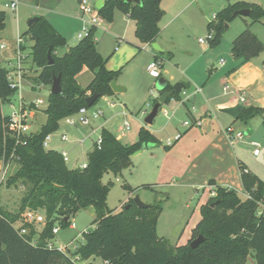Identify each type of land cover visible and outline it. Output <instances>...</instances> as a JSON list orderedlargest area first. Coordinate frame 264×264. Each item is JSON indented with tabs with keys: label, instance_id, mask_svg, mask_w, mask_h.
I'll return each mask as SVG.
<instances>
[{
	"label": "trees",
	"instance_id": "16d2710c",
	"mask_svg": "<svg viewBox=\"0 0 264 264\" xmlns=\"http://www.w3.org/2000/svg\"><path fill=\"white\" fill-rule=\"evenodd\" d=\"M161 3L162 0H142L139 5L127 0H106L99 13L103 19L112 22L114 11L121 10L135 21L140 41L151 44L161 32L160 22L165 15ZM241 9H250L248 17L253 22L264 17V9L259 4L230 3L220 11L217 22L209 24L214 27L210 47L220 45L225 25L239 17L235 12ZM6 16L0 9V32L5 29ZM96 30L93 28L88 37L62 55L58 51L67 46L66 38L45 17H38L23 35L33 42V62L39 68L34 81L51 86L54 77L61 75L62 83L61 93L50 92L44 110L46 123L38 132L23 137L24 143H18L5 128L2 103L10 100L15 91L9 86L6 69L0 67V161L15 162L18 166L8 177L7 186L22 184L26 187L16 211H5L0 207V264H78L75 257L86 261L95 256L101 257L105 264H245L252 249L256 252V262L264 264V213L260 212L264 180L246 171L244 166H240L241 180L249 197H241L233 188L217 186L215 195L202 205V218L193 228L189 242L173 246L157 232L161 205L140 208L133 198L118 212L107 205L110 182L104 183V176L118 175L129 168L131 157L143 143H160L150 130L142 127L136 143L124 144L104 128L102 147L90 152L86 168L70 169L59 151L45 149V138L60 128L61 121L87 107L89 92H97L100 98L115 94L111 82L119 76L120 70L106 67L107 61L96 48ZM49 52L54 60L52 65H49ZM263 52L264 42L250 26L232 42V55L238 66ZM85 68L95 75L87 87H82L77 76ZM172 88L167 86L169 90ZM180 96L181 93H175L168 97L167 103L172 99L179 100ZM256 116L264 119V108L248 106L244 107L238 120L247 124ZM215 202L217 204L212 207ZM90 207L96 212L95 228L84 234L83 244L71 252L48 246L49 239L55 236V219L60 218L66 226L79 211ZM26 210H43L46 216L35 243L33 239L38 231L33 224L24 225L29 229L28 234H21L14 225ZM200 235L204 241L192 248L190 242Z\"/></svg>",
	"mask_w": 264,
	"mask_h": 264
},
{
	"label": "rangeland",
	"instance_id": "374dc122",
	"mask_svg": "<svg viewBox=\"0 0 264 264\" xmlns=\"http://www.w3.org/2000/svg\"><path fill=\"white\" fill-rule=\"evenodd\" d=\"M90 1L96 4L97 0ZM191 1L181 0L177 5L171 6V0H165L163 10L166 14L163 24L167 19L177 14L181 8L189 5ZM240 1L256 3L264 9V0H197L186 8L181 17L178 16L176 18L170 29L163 31L160 40L169 45L172 53L179 58L198 55L203 52L205 45H209L210 48L211 41L206 43L199 41L200 38H205L211 30H214V27H209V24L212 21L217 22L220 11L230 3L234 4ZM79 2L80 0H21L17 12L5 9L7 14L6 25L5 29L0 32V41L11 46L16 42L19 34H27L30 28L29 23L33 18L45 17L49 12H54V15L60 21L59 25H62L63 29L59 31L58 23L54 22L57 26L52 22L51 24L63 34L67 41V46L59 49L60 55H62L67 52V48H71L80 42L78 34L82 30L83 22L80 14L77 17L78 12H80L78 8ZM37 4L41 6L46 4L51 10L44 8L40 10L36 8ZM0 7L3 8L2 6ZM214 14L217 15L216 20H214ZM49 15L50 17H45V19L50 22L52 15ZM125 15L124 12L116 9L112 22L103 19L107 29L96 30L95 35L100 41L95 42L98 52L107 61L106 67L108 69L112 67L110 70H120V74L116 78L117 84H121L120 86L126 90L115 93L113 96H104L98 99L91 108L90 113L101 108L104 114L98 119L91 118L89 126L68 127L64 122H61L60 128L52 134L47 149L56 151L67 149L70 155V160L66 163L67 166L70 169H78L82 164L88 162L89 154L95 147V141L104 128L121 137L124 144L136 143L139 140V132L142 127L150 130L160 140V143L147 146L139 154L133 155L130 167L124 169L122 173L118 175L106 174L104 176L103 182L106 184L110 182L107 205L109 209L118 212L129 199H134L136 196H139L148 205H161L162 212L157 225L158 235L173 246L186 244L192 236L193 228L202 218L201 207L211 197H209L210 192L208 190L204 192L201 181L195 179L192 175L189 176L182 167L175 168L176 162L186 161L182 152H177V149L173 151L177 145L165 148L168 138L175 136L179 132L176 122L179 118L183 119L182 113L177 112V115L175 114L169 120L164 115L163 110H160L153 124L149 125L145 121L154 107L155 100L160 96V91L157 87L158 79L149 75L147 71L148 63L153 59V53L162 55L167 63L170 53L158 52L152 45H148L149 43L141 42L136 35L135 22L132 20L128 22ZM77 18L78 20L76 21L80 22L79 27H76V24L72 21ZM68 20L71 21L68 22ZM244 20L252 24V28L254 27L255 30L259 29V33L264 39V17L259 22H253L248 16L237 17L232 21V24L227 23L225 25L220 45L211 47L214 49L222 46V52L216 58L218 66L221 60L228 61V57L231 55L230 51H232V42L242 32L238 27L244 24ZM110 23L114 25L110 27ZM227 25L231 26L226 28ZM31 45L32 42L28 40L26 52L29 53V57L27 65L31 68L28 73L32 78L29 81L27 80V87L23 93L27 98L48 100L51 86L37 84L34 81L35 77L38 76L39 68L33 62ZM125 46L133 47L137 53L135 52L128 58L129 50L125 49ZM11 52L8 49H0V66L6 64L4 60L12 54ZM109 56H111L110 59ZM258 56H264V52ZM167 64L166 69L169 67ZM237 69H231L230 74H233ZM94 75V72L85 68L78 76L80 85L87 87ZM30 82L36 84L34 91L29 90ZM88 94L91 95L90 92ZM17 100L18 95L5 101L2 104L3 112L9 114L11 112L10 103H16ZM107 101L115 102L114 107ZM178 104V100L172 99L169 103L163 104V107L172 113L174 106ZM45 107V105H42L40 110L34 111V117L30 123L31 132H38L46 123ZM215 113L225 116L222 111L216 110ZM126 121L130 124V128L122 132L120 127ZM183 121L178 122V126L181 125L186 128L182 124ZM248 127L246 126L243 130L245 138L250 136L247 133L249 132ZM63 132L68 133L73 142L61 141L60 136ZM83 136H88L87 142L84 145L77 144L76 140ZM242 141L239 140L237 142ZM240 146L238 145V152L242 150ZM165 150L170 152L165 154ZM17 167V163L11 162L6 179L0 186V207L5 211H16L26 191V187L22 184L7 186L8 177L15 173ZM125 185H128L130 189ZM239 194L243 198L247 197L240 192ZM39 212L44 214L43 210H39ZM95 219L96 212L92 207L79 211L70 219L69 224L66 226L61 223L60 218H57L54 221V227H59L60 231L48 242L60 250L62 248L66 249V252L74 251L75 246L84 243V234L95 228ZM38 228L41 227L38 226ZM34 240H38V238ZM255 254V250L252 249L245 264H258ZM74 259L78 264H105L103 259L98 256L91 257L86 261H79L78 257Z\"/></svg>",
	"mask_w": 264,
	"mask_h": 264
},
{
	"label": "crops",
	"instance_id": "0c3cea01",
	"mask_svg": "<svg viewBox=\"0 0 264 264\" xmlns=\"http://www.w3.org/2000/svg\"><path fill=\"white\" fill-rule=\"evenodd\" d=\"M105 1L106 0H103L104 3ZM164 1L165 0H162L161 3L162 8ZM179 1L181 0H171L170 5L175 6ZM196 1L197 0H192L189 5H192ZM189 5L181 8L177 14H175L172 18L167 19L163 24L165 19L164 15L160 22L161 32L156 41L151 44L147 43L153 47L155 46L154 48L158 52L170 53V58L167 60L168 64L162 55L159 57L163 60L161 77L167 81L168 85L174 86L178 82H183L186 86L184 90L190 89L189 91H192L196 85L202 88V92L192 96L189 101L182 102L183 97L181 95L178 100L179 104L174 106V115L177 112H180L183 115V119L179 118L176 122L179 132H177L175 136L178 133H181L182 137L172 145L174 147L177 145L173 151L177 149V152H182L185 156L184 159L186 160L184 162H176L175 168L182 167L186 170L185 172L189 176L192 175L195 179H199L204 192L207 190L210 192L209 197L215 195L217 186L233 188L238 192L245 194L241 180L240 166H244L247 171L256 174L260 179L264 180V119L261 116H256L246 124L238 120L240 115L234 117L233 114L223 112V109L235 107L237 105H242L243 107L257 106L264 108V56L255 57L252 60L238 66L237 62H235L233 58L232 51H230L231 55L228 57V61L221 60V63L218 66L216 58L217 55L222 52V46L212 49L211 47L209 48V45H205L203 52L198 55H192L191 57L186 58H179L177 55L175 56V54L169 49V45L162 42L160 38L163 31L170 29L176 18L178 16L181 17ZM36 8L40 10L43 8L51 10V8L46 4H44V6L37 4ZM49 14L52 15L50 23H58V26L55 23L54 24L58 27L59 31L60 29H63V26L59 25L60 21L56 15H54V12H49L45 15V17H50ZM79 14L80 12H78L77 17ZM125 18L128 22L132 20L127 14L125 15ZM76 20H78V18L73 19L72 21H74L76 27H79L80 22ZM70 21L71 20H68V22ZM109 25L112 27L114 24L110 23ZM230 26L231 25L228 27ZM247 26H250L253 32L264 42V39L259 33V29L255 30L254 27L252 28V24L249 22L244 20V24L238 28L243 31ZM97 29H107V26L104 24V20L102 26ZM96 39V42L100 41L97 36ZM27 40H30L28 36ZM30 42L32 41L30 40ZM13 45L14 43L11 45V48ZM125 49L129 50V54L127 56L128 58L136 52L131 46H125ZM68 50L69 48H67V51ZM58 53L60 54L59 51ZM158 56L159 55L157 53H153L152 60ZM110 58L111 56H109V59ZM166 64L169 66L167 69ZM30 69L31 68L28 66V81L32 78L28 73ZM231 69H237V71L230 74ZM30 83L33 86L31 91H34L36 84L32 82ZM225 86L228 87L227 90L225 89ZM125 90L126 89H124V91ZM241 95H245L246 97V102L244 104L240 101ZM192 105H195L198 110V115L203 118V125L197 127L194 126L189 129L183 128L181 125L178 126V122L180 123L186 119V117L191 116L190 109ZM216 110L222 111L225 116H220L215 113ZM229 126H233L239 130H244L246 126H249V132L247 133L250 134V136L245 138L242 142L232 143L225 131ZM170 138H174V136ZM118 139L122 141L121 137H118ZM254 142L258 145H254ZM238 145H241L240 147H242L240 152L237 150ZM258 146L260 147V152L258 154H254V150ZM165 148L167 147L165 146ZM168 152L165 150L164 153L168 154ZM0 171H2L1 162ZM261 207L262 210H260L264 211V200L261 203ZM33 226L36 228V231H38L37 235H35L36 238L34 237V239H37L39 238V233L43 229V225L38 224L41 228H38L37 224H33Z\"/></svg>",
	"mask_w": 264,
	"mask_h": 264
},
{
	"label": "built area",
	"instance_id": "2783aa9c",
	"mask_svg": "<svg viewBox=\"0 0 264 264\" xmlns=\"http://www.w3.org/2000/svg\"><path fill=\"white\" fill-rule=\"evenodd\" d=\"M21 4V0H0V6L1 10H10L12 12H17ZM6 9V10H5ZM80 9V15L82 18L83 26L82 30L78 34V38L80 40L88 37L90 35V32L93 28H99L102 26L103 18L101 17L99 13V9L96 8V6L90 1V0H80L79 4ZM214 19H216V15L214 14ZM214 37V30H211L208 35L205 38H200L199 41L201 43H206L207 41L212 40ZM94 40L97 41L96 36L94 37ZM27 38L21 34H19L16 38V42H14V45L9 46L7 43H2L0 41V49L1 50H11L12 54L7 56L4 62L6 63L3 66H0L4 69H6L7 74V80L9 82V86L11 89L15 91L14 95L12 97H15L18 95V100L16 103H10L11 106V112L9 114H5L2 112L4 117H6V123L5 128L8 130V132L11 133V136L15 137L17 139L18 143H24L22 140L25 136H30L34 134L31 132V120L34 117V111L40 110L42 105L48 106V100H45L43 98H36V99H28L23 91L27 87V60L29 57V53L26 52L27 47ZM32 47V46H30ZM32 53V52H31ZM163 68V60L161 58H155L152 60L148 65V72L150 76H152L155 79H159L161 77ZM32 84L30 83L29 90L32 89ZM225 89L227 90L228 87L225 86ZM202 92V88L198 85L194 86L192 91H189L188 89H183L181 92V95L183 97L182 102L189 101L190 98L194 95H197L198 93ZM11 97V98H12ZM10 98V99H11ZM241 103L246 102L245 95L240 96ZM114 107L115 102L113 101H107ZM4 103V102H3ZM2 103V104H3ZM45 107V108H46ZM91 107H83L75 114L69 115L66 118H64L61 122H64L66 126L68 127H82V126H89L91 124V118L98 119L103 116L104 111L99 108L97 110H94L92 113H90ZM163 108V109H162ZM163 110L164 115L171 119V117L174 115V111L171 113L166 108L163 107V105L160 107L159 111ZM191 116L183 121V125L186 128H192L194 126H202L203 125V118L198 115V110L195 107V105L191 106ZM130 128V124L128 121L125 122L120 127V130L124 132L125 130H128ZM226 134L229 138V140L232 143H235L239 140L245 139V133L243 130H239L237 128H234L233 126H229L226 128ZM52 134H49L45 140H44V147L47 149V147L50 144V140L52 138ZM182 137L181 133H178L174 138H168L167 140V146H172L176 141H178ZM118 138V136H117ZM60 140L63 142H73L68 133L63 132L60 136ZM88 140V136H83L76 140L77 144L84 145ZM103 143V137L102 134L99 135L97 140L95 141V147L94 149L98 148L101 149ZM254 145H258L257 143H253ZM93 149V150H94ZM48 150V149H47ZM92 150V151H93ZM260 152V147L258 146L254 150V154H258ZM59 153L63 156L64 161L67 163L70 160L69 151L67 149L60 150ZM13 157H16L15 154H13ZM2 163V171L0 175V186L4 183L6 179V175L8 172V168L11 164V161L8 163H5L4 160L0 161ZM88 165L87 163H84L80 166V168H86ZM247 171V169H246ZM247 197L248 194H244ZM261 213H264V211H261ZM46 223V216L45 214L40 213L39 211L35 210H26L22 218L15 222V227L20 230L21 234H28L29 229L24 227L25 224H42L45 225ZM60 231L59 227L53 228V233L58 234ZM36 240L33 239V243H35ZM48 246L50 248H53L54 246L48 242ZM80 245L75 246L74 250H76ZM60 250V249H59ZM62 251L66 252V249H62Z\"/></svg>",
	"mask_w": 264,
	"mask_h": 264
},
{
	"label": "water",
	"instance_id": "95a60500",
	"mask_svg": "<svg viewBox=\"0 0 264 264\" xmlns=\"http://www.w3.org/2000/svg\"><path fill=\"white\" fill-rule=\"evenodd\" d=\"M129 3H134V4H142V0H127ZM96 8L101 10L104 6V2L103 0H98L96 2ZM235 15H239V16H249L250 15V9H241L235 12ZM38 20V17L33 18L30 23L29 26L31 27L36 21ZM226 28H228V25L226 26ZM155 47V46H154ZM48 59H49V65H52L54 63V60L50 54V52L48 53ZM167 81L160 77L157 81V87L160 91V96L157 99V102L154 103V107L152 109V111L148 114V116L146 117L145 121L147 124H153L154 119L156 118V116L159 113V109L163 104L167 103V99L168 97L174 95L175 93H181L182 90L186 87L185 84L183 82H178L176 83L173 88L171 90L167 89ZM111 87L113 89V91L115 93H119V92H123L124 88L122 86H120L119 84H117V80L114 79L111 82ZM62 92V83H61V75H58L56 77H54L53 79V83L51 85V93L53 94H59ZM100 98V95L97 92H94L93 94L89 95L86 98V104L88 107L93 106L97 100ZM244 110V107L242 105H237L235 107H231V108H225L223 109V112H228L230 114H233L234 117H237L240 115V113H242V111ZM153 145L152 143H143L141 148L136 151L133 155H137L140 152H142L143 149H145L147 146H151ZM134 202L140 207V208H148L149 205L144 203L141 198L139 196H136L134 198ZM217 204V202L212 204V207H214ZM127 208L129 207V205L126 206ZM69 219L66 218V221H68ZM204 241V237L202 235H200L198 238L192 240L190 242V245L192 248H197L202 242Z\"/></svg>",
	"mask_w": 264,
	"mask_h": 264
}]
</instances>
